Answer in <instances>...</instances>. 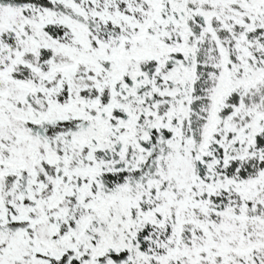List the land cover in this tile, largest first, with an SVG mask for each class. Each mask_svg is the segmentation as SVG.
I'll return each instance as SVG.
<instances>
[{"label": "snow or ice", "instance_id": "1", "mask_svg": "<svg viewBox=\"0 0 264 264\" xmlns=\"http://www.w3.org/2000/svg\"><path fill=\"white\" fill-rule=\"evenodd\" d=\"M0 264H264V0H0Z\"/></svg>", "mask_w": 264, "mask_h": 264}]
</instances>
